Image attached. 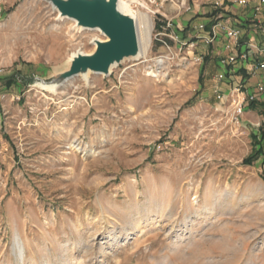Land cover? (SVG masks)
<instances>
[{
	"label": "rangeland",
	"instance_id": "1",
	"mask_svg": "<svg viewBox=\"0 0 264 264\" xmlns=\"http://www.w3.org/2000/svg\"><path fill=\"white\" fill-rule=\"evenodd\" d=\"M125 1L142 59L54 92L104 36L0 0V264H264V75L220 80L200 27L260 0Z\"/></svg>",
	"mask_w": 264,
	"mask_h": 264
},
{
	"label": "water",
	"instance_id": "2",
	"mask_svg": "<svg viewBox=\"0 0 264 264\" xmlns=\"http://www.w3.org/2000/svg\"><path fill=\"white\" fill-rule=\"evenodd\" d=\"M59 13V20L68 19L89 31H99L103 41L91 43L95 49L91 54H80L68 61L65 71L49 82L40 81L39 87L65 85L77 77L92 74L111 77L110 68L122 65L141 54V44L136 22L118 10L119 0H46ZM78 52V51H77ZM135 61V60H134Z\"/></svg>",
	"mask_w": 264,
	"mask_h": 264
},
{
	"label": "crops",
	"instance_id": "3",
	"mask_svg": "<svg viewBox=\"0 0 264 264\" xmlns=\"http://www.w3.org/2000/svg\"><path fill=\"white\" fill-rule=\"evenodd\" d=\"M208 15H218V23L213 25L214 18L209 17L200 27L203 28V38L214 30L217 52L221 59H225L219 64L220 80L239 83L244 77L252 81L253 73L264 75L263 71H252L253 65L264 62V0L223 5Z\"/></svg>",
	"mask_w": 264,
	"mask_h": 264
},
{
	"label": "bare ground",
	"instance_id": "4",
	"mask_svg": "<svg viewBox=\"0 0 264 264\" xmlns=\"http://www.w3.org/2000/svg\"><path fill=\"white\" fill-rule=\"evenodd\" d=\"M131 4V3H130ZM118 10H119V12L120 13H122V14H124V15H127V16H129V17H131V18H133L134 20H135V22H136V25H137V29H138V26L139 25H143V23H142V21H141V18L138 16V15H136V14H134V12L132 11V8H131V6L125 1V0H119V2H118ZM63 20H65V19H63ZM70 21H72V20H70ZM72 22H74V21H72ZM144 22V21H143ZM75 23V30L76 31H89V30H86V29H84V28H81V27H79L78 25H77V23L76 22H74ZM142 29V28H141ZM99 32V31H98ZM141 33H142V31H141ZM147 34V33H146ZM147 35H149V34H147ZM147 35L146 36H144L143 38H142V40H141V54H140V56H138L137 58H135V59H131V60H135V61H138V60H141L142 59V57H143V52H142V48H143V51H144V55H145V52H146V50H147V47H148V45H149V36L147 37ZM141 37H142V35H141ZM104 39H99V38H97V39H93L92 40V42L93 43H95V42H98V41H103ZM94 47H96L95 45H94ZM80 54H83V55H87V54H85L84 52H82V51H78V52H76V53H74L73 54V56H72V58L70 59V61H72L73 60V58L74 57H76V56H78V55H80ZM119 66L118 65H113L111 68H110V74H113V70L114 69H116V68H118ZM91 75H98V74H92L91 72H87V74H86V76H84V81L86 82V83H89V81H90V77H91ZM71 81V80H70ZM69 82V81H68ZM67 82V83H68ZM64 86V84L62 85V86H60V87H56V86H46V85H43V86H41L40 88L42 89V90H44V88L47 90V91H58L60 88H62ZM15 249L17 250V252H18V256H19V258L21 259V260H23L24 259V256H25V252H26V249H25V244H24V242L21 240L20 241V239L19 238H17V241H16V247H15Z\"/></svg>",
	"mask_w": 264,
	"mask_h": 264
},
{
	"label": "trees",
	"instance_id": "5",
	"mask_svg": "<svg viewBox=\"0 0 264 264\" xmlns=\"http://www.w3.org/2000/svg\"><path fill=\"white\" fill-rule=\"evenodd\" d=\"M255 107H256L255 103H251V104H250V108H251V109L254 110ZM261 134H262V136H263V138H264V124H263L262 127H261ZM254 142H256V143L259 142L257 136L254 137ZM261 154H263V151H261V150L257 151L256 153H254V155H253L252 157L248 158V159L245 161V163H246V164H251V163L254 161V158L258 157V156L261 155Z\"/></svg>",
	"mask_w": 264,
	"mask_h": 264
},
{
	"label": "built area",
	"instance_id": "6",
	"mask_svg": "<svg viewBox=\"0 0 264 264\" xmlns=\"http://www.w3.org/2000/svg\"><path fill=\"white\" fill-rule=\"evenodd\" d=\"M2 13V9L0 7V14ZM252 71L257 72V71H263L264 72V62L257 63L253 65Z\"/></svg>",
	"mask_w": 264,
	"mask_h": 264
}]
</instances>
